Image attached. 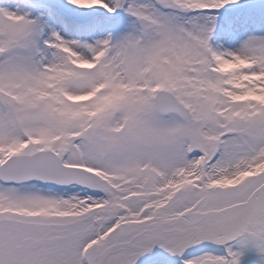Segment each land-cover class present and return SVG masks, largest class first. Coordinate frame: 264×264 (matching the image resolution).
Segmentation results:
<instances>
[{"label": "snow or ice", "instance_id": "1", "mask_svg": "<svg viewBox=\"0 0 264 264\" xmlns=\"http://www.w3.org/2000/svg\"><path fill=\"white\" fill-rule=\"evenodd\" d=\"M264 264V0H0V264Z\"/></svg>", "mask_w": 264, "mask_h": 264}, {"label": "rangeland", "instance_id": "2", "mask_svg": "<svg viewBox=\"0 0 264 264\" xmlns=\"http://www.w3.org/2000/svg\"><path fill=\"white\" fill-rule=\"evenodd\" d=\"M163 260L164 259L156 258L149 255L147 257L142 258L140 264H162ZM168 264H176V262L172 261L171 259H168Z\"/></svg>", "mask_w": 264, "mask_h": 264}, {"label": "water", "instance_id": "3", "mask_svg": "<svg viewBox=\"0 0 264 264\" xmlns=\"http://www.w3.org/2000/svg\"><path fill=\"white\" fill-rule=\"evenodd\" d=\"M157 253L161 254V252H159V251Z\"/></svg>", "mask_w": 264, "mask_h": 264}]
</instances>
